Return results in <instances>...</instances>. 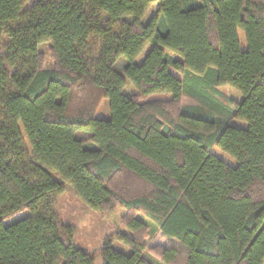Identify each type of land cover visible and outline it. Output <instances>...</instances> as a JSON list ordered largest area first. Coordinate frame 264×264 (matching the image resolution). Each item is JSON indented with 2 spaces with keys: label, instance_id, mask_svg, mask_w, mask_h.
Segmentation results:
<instances>
[{
  "label": "trees",
  "instance_id": "trees-1",
  "mask_svg": "<svg viewBox=\"0 0 264 264\" xmlns=\"http://www.w3.org/2000/svg\"><path fill=\"white\" fill-rule=\"evenodd\" d=\"M28 1L0 0V264H95L59 221L65 182L125 209L132 252L99 264H264V0H159L146 23L157 0Z\"/></svg>",
  "mask_w": 264,
  "mask_h": 264
},
{
  "label": "rangeland",
  "instance_id": "rangeland-1",
  "mask_svg": "<svg viewBox=\"0 0 264 264\" xmlns=\"http://www.w3.org/2000/svg\"><path fill=\"white\" fill-rule=\"evenodd\" d=\"M36 0H29L26 4V7L30 6ZM160 1L157 0L153 2L150 7L147 9L146 14L144 15L143 21L146 23L152 14L157 10ZM240 40L242 42V48H246V37L242 29L239 30ZM151 44H147L140 54L136 57L135 62L140 63L149 49ZM40 50L45 55V68H51L53 66V59L50 52V43L45 42L40 45ZM171 71L182 77V74L171 68ZM228 94L235 100L240 101L243 97L242 93L231 85L225 86ZM135 90L134 85L128 79L127 86L125 88L126 93H131ZM172 94L168 92L156 93L150 97V99H169ZM196 101L189 98L188 96H183V104H195ZM96 117L98 118H108L110 116V106L109 99L104 98L98 111L96 112ZM232 124L238 127L245 128L247 127V122L240 119H234ZM23 135L27 141V137L24 131V128L21 127ZM213 153L216 154L219 158L230 164L231 166H237L238 160L222 150L219 147L213 148ZM64 190L56 196V210L58 213L59 221L71 228L73 233V240L81 249L84 251L96 256L95 264L101 262V250L103 246L110 242L111 245L117 250L130 254L132 252V247L130 244L122 241L117 236L120 233L131 235V230L125 227L122 223V215L125 212V209L118 207L112 212L96 210L86 204L77 194L75 188L69 184L64 183ZM31 211L26 209L21 212H18L14 215L8 216L3 220L4 225L12 224L28 215ZM166 240L160 236V233L152 240V245L156 243L165 244ZM155 264H166L163 260L153 256L147 255Z\"/></svg>",
  "mask_w": 264,
  "mask_h": 264
}]
</instances>
